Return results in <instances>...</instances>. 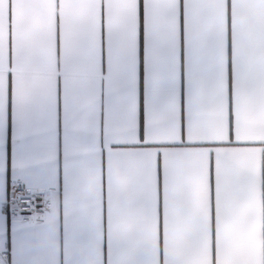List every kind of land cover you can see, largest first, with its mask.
Segmentation results:
<instances>
[{
    "label": "snow or ice",
    "instance_id": "1",
    "mask_svg": "<svg viewBox=\"0 0 264 264\" xmlns=\"http://www.w3.org/2000/svg\"><path fill=\"white\" fill-rule=\"evenodd\" d=\"M59 69V70H58ZM249 71L235 57L211 63L199 35L174 30L167 40L137 22L125 44L119 24L80 26L52 16L31 35L12 40L0 34V236L7 253L25 254L26 238L44 231L69 232L79 239L107 240L108 264H148L141 237L163 235L168 264H184L176 254L194 229L210 217L219 230L246 189L247 178L219 148L232 141L187 138L200 114L190 96L207 79L213 101L223 111ZM11 77V80H9ZM170 113L180 139L148 138L149 119ZM131 119L136 139L107 140L109 116ZM95 130V133L89 131ZM105 147H204L208 163L182 174L175 159L141 175L130 157L107 174L100 169L98 133ZM237 143H239L237 141ZM98 183L99 191L92 185ZM106 228V236H105ZM171 250V252H169ZM0 264H7L6 255ZM19 264H25L21 259Z\"/></svg>",
    "mask_w": 264,
    "mask_h": 264
},
{
    "label": "crops",
    "instance_id": "2",
    "mask_svg": "<svg viewBox=\"0 0 264 264\" xmlns=\"http://www.w3.org/2000/svg\"><path fill=\"white\" fill-rule=\"evenodd\" d=\"M55 16L84 26L90 22L119 24L125 44L134 37L137 22L143 28L145 19L150 35L158 34L167 40L174 30L182 33L187 24L193 35L201 37L202 47L210 55L211 63L220 60L237 64L243 60L249 71L246 88H237L233 103L226 97L223 111L213 101L207 79L190 102L198 106L200 118L189 139L210 138L232 141L220 146L219 151L234 160L247 178L246 189L233 207L231 214L222 212L219 230L213 218L194 229L187 245L176 254L184 264H264V0H0V34L9 42L16 36L31 35ZM59 70V69H58ZM11 80V77H9ZM95 133V130L89 129ZM98 182L101 167L107 174L109 156L113 166L118 161L134 157L141 175L151 174L173 159L182 174L194 172L208 163V149L175 145L160 148L131 146L105 147L103 130L98 133ZM170 113L149 119L148 138L180 139ZM136 139L135 123L131 119L109 116L107 140ZM237 141L239 143H237ZM99 191L98 183L92 185ZM106 236V228H105ZM4 245L0 236V251ZM25 264H108L107 240L103 248L95 237L79 239L64 229L44 231L26 238ZM140 249L148 264H168L163 235L142 236ZM7 264H13L11 235L8 241ZM171 252V250H169Z\"/></svg>",
    "mask_w": 264,
    "mask_h": 264
},
{
    "label": "built area",
    "instance_id": "3",
    "mask_svg": "<svg viewBox=\"0 0 264 264\" xmlns=\"http://www.w3.org/2000/svg\"><path fill=\"white\" fill-rule=\"evenodd\" d=\"M4 248H5V245H3V248H2V250L0 251V257L6 255V258H8V256H9L8 245H7V253H6V254H5V252H4Z\"/></svg>",
    "mask_w": 264,
    "mask_h": 264
}]
</instances>
